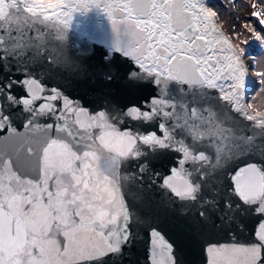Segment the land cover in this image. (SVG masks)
I'll use <instances>...</instances> for the list:
<instances>
[{"label": "snow or ice", "instance_id": "snow-or-ice-1", "mask_svg": "<svg viewBox=\"0 0 264 264\" xmlns=\"http://www.w3.org/2000/svg\"><path fill=\"white\" fill-rule=\"evenodd\" d=\"M92 6L101 3L0 0V45L25 46L37 35V22L57 27L62 21L66 29L75 11ZM102 6L127 64L123 72L117 67L116 82L139 100L113 109L123 116L121 124L137 127L102 136L106 144L116 137L119 145L116 157L102 162L85 144V131L105 118L107 108L89 112L56 88L45 94V85L28 75L0 82V264H122L135 233L121 191V168L140 161L142 182L148 157L164 151L175 153L170 174L154 172L151 180L160 181L168 202L203 200L210 208L198 213L200 219L215 217L222 224L234 211L260 217L249 236L207 240V264H264V159H247L264 156V142H256L264 137V111L245 102L246 89L264 92V71H255L257 79L251 80L244 47L218 29V13L207 0H102ZM251 15L264 28V10ZM244 28L264 41L255 28ZM251 64L256 67L255 57ZM153 86L157 94L139 95ZM212 92L224 110L212 107ZM18 107L27 114L22 128L15 119ZM229 107L252 122L251 135L227 123ZM239 163L244 166L232 169L234 183L221 195L208 177ZM29 166L32 179L26 178ZM148 235L150 264H180L174 244L157 228Z\"/></svg>", "mask_w": 264, "mask_h": 264}, {"label": "water", "instance_id": "water-1", "mask_svg": "<svg viewBox=\"0 0 264 264\" xmlns=\"http://www.w3.org/2000/svg\"><path fill=\"white\" fill-rule=\"evenodd\" d=\"M207 2L212 10L214 0ZM96 3H101V7L92 6L87 10L75 11L66 29L62 27V21L57 26L59 28L37 22L35 26L37 35L25 46H8L10 41L6 42V45H0V82L8 80L9 77L19 78L28 75L45 85V94H50L51 89L56 88L58 94L78 102L79 106L88 109L89 112L107 108L105 118L98 120L85 131V144L103 162L116 157L119 145L116 137L107 144L102 142L101 137L113 129L137 127L131 121L121 124L123 116L117 109H113V106L122 108L139 100L129 98L116 82L117 67L123 72L127 64L122 54L116 50L117 34L109 17L103 11L102 0H96ZM214 22L218 29L237 45L217 16ZM245 63L248 65L251 80L257 79L252 64H249L247 59ZM142 79L145 84L151 83L148 76H143ZM154 88L155 86L144 89L139 95H155L157 91H153ZM256 90H245V102H249L251 94ZM16 91L18 95L25 94L22 89ZM209 100L213 108L224 110L223 102L216 100L215 92L211 93ZM14 111L16 124L22 128L27 114L19 107ZM227 123L242 130L246 135L252 134V122L232 112L230 107L227 109ZM256 142H264V137H257ZM174 156L175 153L168 151L149 156L142 182L137 178L140 161H129L121 168V191L127 202L135 233L133 244L125 249L122 264H150L148 233L152 227L157 228L174 244L180 264H207L204 252L207 240H219L223 243L230 236L242 239L251 235L259 223L260 217L254 215L251 210L234 211L231 213L233 219L222 224L215 217L207 221L200 219L198 213L207 212L210 208L203 200L187 205L168 202L166 190L159 187L160 181L153 183L151 177L154 172H159L162 176L170 174L169 169L174 164ZM247 159L249 162H257L264 159V156L250 154ZM243 166V163L229 164L217 169L210 174L208 182L212 187L220 188L221 195L226 196L227 186L234 183L231 179L235 174L232 169L238 170ZM123 175H128L129 179L124 180ZM193 177L200 179L197 172L193 173ZM26 178H33L31 166L28 167ZM204 194L211 195L207 188L204 189Z\"/></svg>", "mask_w": 264, "mask_h": 264}, {"label": "rangeland", "instance_id": "rangeland-1", "mask_svg": "<svg viewBox=\"0 0 264 264\" xmlns=\"http://www.w3.org/2000/svg\"><path fill=\"white\" fill-rule=\"evenodd\" d=\"M253 4L257 5L256 8H253ZM212 7L224 19L227 31L238 45L244 47V49L248 48L249 44L252 45V48L256 47L254 46L255 38L244 28V25L248 24L250 27L264 34V28L259 27L257 25V18L251 15L253 11L264 10V0H214ZM245 40L248 41L247 44L242 45L241 41ZM245 55L250 59L253 57L250 53ZM256 59L257 64L253 68L254 72L264 71V47L261 50H257ZM249 102L254 103L256 109H264V92L256 90L251 94Z\"/></svg>", "mask_w": 264, "mask_h": 264}, {"label": "trees", "instance_id": "trees-1", "mask_svg": "<svg viewBox=\"0 0 264 264\" xmlns=\"http://www.w3.org/2000/svg\"><path fill=\"white\" fill-rule=\"evenodd\" d=\"M257 25L259 27H261V25L259 23H257ZM254 41H255L254 46H256V47L252 48V45L249 44L248 48L245 49V54L250 53L251 55H253V57L256 58L257 50H261L264 47V41L256 39V38L254 39Z\"/></svg>", "mask_w": 264, "mask_h": 264}, {"label": "bare ground", "instance_id": "bare-ground-1", "mask_svg": "<svg viewBox=\"0 0 264 264\" xmlns=\"http://www.w3.org/2000/svg\"><path fill=\"white\" fill-rule=\"evenodd\" d=\"M212 10L218 13V11H217L215 8H213V7H212ZM217 18L220 20V22L222 23L223 27L227 30V28H226V22H225L224 19L219 15V13H218V15H217ZM237 45H238V44H237ZM246 59H247V57H246ZM248 60H249V59H247V62H248ZM248 63H249V62H248ZM249 64H250V63H249Z\"/></svg>", "mask_w": 264, "mask_h": 264}, {"label": "built area", "instance_id": "built-area-1", "mask_svg": "<svg viewBox=\"0 0 264 264\" xmlns=\"http://www.w3.org/2000/svg\"><path fill=\"white\" fill-rule=\"evenodd\" d=\"M247 59H249L248 62H251V59L249 57H247Z\"/></svg>", "mask_w": 264, "mask_h": 264}]
</instances>
